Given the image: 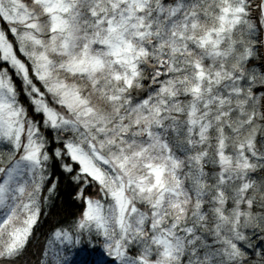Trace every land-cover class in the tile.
I'll return each mask as SVG.
<instances>
[{
  "label": "snow or ice",
  "instance_id": "1",
  "mask_svg": "<svg viewBox=\"0 0 264 264\" xmlns=\"http://www.w3.org/2000/svg\"><path fill=\"white\" fill-rule=\"evenodd\" d=\"M0 264H264V0H0Z\"/></svg>",
  "mask_w": 264,
  "mask_h": 264
},
{
  "label": "trees",
  "instance_id": "2",
  "mask_svg": "<svg viewBox=\"0 0 264 264\" xmlns=\"http://www.w3.org/2000/svg\"><path fill=\"white\" fill-rule=\"evenodd\" d=\"M44 227L46 228L47 226L45 225Z\"/></svg>",
  "mask_w": 264,
  "mask_h": 264
}]
</instances>
